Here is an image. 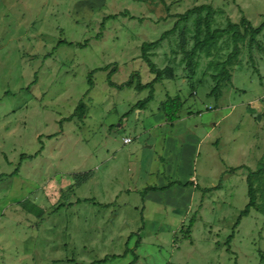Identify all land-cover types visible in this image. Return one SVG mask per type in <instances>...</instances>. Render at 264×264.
<instances>
[{"label":"rangeland","instance_id":"374dc122","mask_svg":"<svg viewBox=\"0 0 264 264\" xmlns=\"http://www.w3.org/2000/svg\"><path fill=\"white\" fill-rule=\"evenodd\" d=\"M206 17L236 27L198 46ZM242 21L262 25L264 0H0V264H264V173L234 227L264 168V27L240 39ZM173 26L147 49L164 72L137 115L135 86L154 79L140 46ZM173 96L192 112L177 135L199 146L195 174L134 190L158 175Z\"/></svg>","mask_w":264,"mask_h":264},{"label":"trees","instance_id":"16d2710c","mask_svg":"<svg viewBox=\"0 0 264 264\" xmlns=\"http://www.w3.org/2000/svg\"><path fill=\"white\" fill-rule=\"evenodd\" d=\"M203 9H206L207 12L210 13V8H208L207 6L203 5V6L196 7L194 9L186 11V13H184L181 18L183 20H185L188 17L189 14H193V13H195V12H197L199 10H203ZM125 14H126V12L123 13L124 16H125ZM116 16H117L116 14L115 15H110L109 18H114ZM131 18H133V17H131ZM176 22H178V21H176ZM241 24L244 25V29H245L244 33L240 34L237 30H235L233 32V36H237L240 39L244 38V36L246 34V30L251 31L252 33H259L264 27V23H262V25H260L256 29H253L252 27H250V25L248 26V22L247 21H242ZM204 25H205V30H206V39L204 41L198 42L197 43L198 46L199 45L202 46L203 44L206 45L208 43H211L215 39V37L229 34L231 32L230 30H232L233 28L236 27L235 25L231 24L226 29L210 31L209 30V22H208V18L207 17L204 19ZM174 27L175 26H173L172 29L162 33L161 37L158 40H156L154 42H151V43H142V45L140 46L141 58L147 64V66L149 68V72L154 75V79L151 82L143 84V85L137 84L135 86V90H138V91H141V90H144V89H149V93H148L147 97L145 99H143L142 101H138L136 103V107H139L140 109H144L147 106V104L152 101V99H153L152 84L154 82H156L158 79H160L162 74H163V70L157 69L155 67V65L149 60V57H148V54H147V49L158 45L159 41L162 40V38L164 36L173 33L174 32ZM81 46H83V45H81ZM223 73L224 72L222 71L221 72V76H220L221 79L216 80V83L212 87L211 91L209 92V95H213L214 93L220 91L221 84H222V83H220V80L223 79V77H222ZM90 76H91V73H90L89 77ZM224 76H226V75H224ZM229 79H230V77H229ZM88 83L90 85H92V82H91L90 79H89ZM129 85L130 84L127 83L126 86H129ZM181 106H182V101H181L179 96L168 97L167 100L164 101L163 104L161 105V110L163 111L165 121L166 122H174V121H176L178 119V113L181 110ZM78 107H79V109H80V111L82 113V109L84 108L82 103H79ZM261 173H264V168L259 169L256 173H250L248 175V177L246 179V184H247V196H248L249 201L246 204V206L244 207V209L240 212L239 217H238L237 222L235 223L234 227H237L239 225V220H240L241 217L247 216L249 214V212H250V209H253V208L256 207L255 189L253 187V184H252V181H251V177L255 176V174L259 175ZM193 185L194 184L192 182H188V183H186L184 185V187L193 186ZM148 189H152L154 191L157 188L156 187L146 188L145 190L147 191ZM160 189H162V188H160ZM146 191H144V192H146ZM189 222H190V225L188 226V228L191 227L192 219ZM232 237H233V235H230L227 238V241H226V245L228 246V248L226 249L227 251L230 250L229 249V244H230V241H231ZM106 259H107V256H105L101 261L103 262ZM91 264H94V263H91Z\"/></svg>","mask_w":264,"mask_h":264},{"label":"crops","instance_id":"0c3cea01","mask_svg":"<svg viewBox=\"0 0 264 264\" xmlns=\"http://www.w3.org/2000/svg\"><path fill=\"white\" fill-rule=\"evenodd\" d=\"M151 50H154V49H151ZM156 68L159 70H163V68H161V67L160 68L156 67ZM163 72H164V70H163ZM169 74H170L169 77H171V75H173L172 71H170ZM194 77H195V75H192L191 77H189L188 81L190 82V80H192ZM208 77L209 76H207V77L205 76L203 78L207 79ZM230 81H231V79H230ZM161 82H163V80ZM141 85H143V84H141ZM134 111L135 110H133L132 112H134ZM143 112H144L143 109H140L139 111H137V115H140ZM187 114L188 115L185 116V118H183V119L181 118L180 115H178V120H176L174 122H165L166 125H163V124L161 125V127L165 128V129H163V131L165 133V138H163V141H162V144H161L159 150L156 153H154L156 161H158V162L160 161L158 163L157 170H156L157 174L160 175V178H159V180H157V177H158V175H157L156 179L154 181L150 182L151 184L153 183L152 185L147 184V185L137 186V184H136V186H134V190H137L138 187H145V188H141V189L153 188V187H166V185L169 182L165 183L163 176L161 174L162 171H166L168 174L167 175L168 177H170V173H171L172 177H174V179H175L176 177L174 175H176L177 172L179 171V165H182L181 168L187 167L188 168L187 171H189V173L192 172L193 175L195 174L194 162H195V158H196L199 146H198V144H196L192 140H182V139L178 138L179 135H177L181 131L182 132L183 131H189L188 128L192 127L191 125H190V127H187V125L190 124V123H188L190 121L188 119H186V118H190L189 116L192 114L191 110H188ZM137 119H139V118H137ZM193 128L194 129H191V130L197 131L200 129V127L197 124H194ZM170 154H172V156L174 157V159H173L174 161L172 163H167L165 158L169 157ZM174 165H176L175 169H173ZM130 166H132V168H133L132 178H135V183H138L137 178L139 176L137 174H138L139 170L137 168V164L130 162ZM244 166H246V165H244ZM172 173H174V174H172ZM149 174L151 176L155 175L156 174L155 170H149ZM181 178H183V177H181ZM196 187H197V185H196Z\"/></svg>","mask_w":264,"mask_h":264},{"label":"built area","instance_id":"2783aa9c","mask_svg":"<svg viewBox=\"0 0 264 264\" xmlns=\"http://www.w3.org/2000/svg\"><path fill=\"white\" fill-rule=\"evenodd\" d=\"M130 142H131V139L130 138L123 139V144L124 145L129 144Z\"/></svg>","mask_w":264,"mask_h":264}]
</instances>
